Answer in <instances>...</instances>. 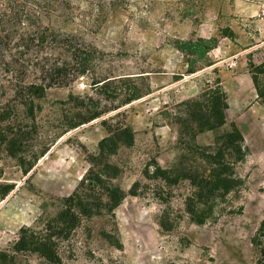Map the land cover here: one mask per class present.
<instances>
[{
	"label": "rangeland",
	"instance_id": "obj_1",
	"mask_svg": "<svg viewBox=\"0 0 264 264\" xmlns=\"http://www.w3.org/2000/svg\"><path fill=\"white\" fill-rule=\"evenodd\" d=\"M89 1L81 13L93 22L54 23L98 50L96 66L68 85L51 88L40 101L41 135L47 137L54 129L57 141L26 175L14 159L0 156V183L14 185L0 198V248L11 249L22 227L42 230L60 210L62 199L86 173L88 155L96 153L107 136V122L128 126L135 134L133 145L121 146L110 157L121 168L113 183L126 197L112 213L84 218L61 245L60 263L31 251L18 253L19 261L264 264V0ZM139 73L142 79L94 87L98 77ZM136 86L150 93L124 104ZM208 86L226 91L227 123L200 133L196 142L212 144L216 134L236 125L245 137L247 155L237 167L238 185L215 219L197 224L183 211L182 188L169 204L152 194L131 195L129 189L135 181L150 184L143 172L155 161L163 167L175 163L183 147L175 107ZM80 97L90 109L97 105L110 111L65 131L66 120L79 110ZM165 209L172 219L169 228L160 224Z\"/></svg>",
	"mask_w": 264,
	"mask_h": 264
},
{
	"label": "trees",
	"instance_id": "obj_2",
	"mask_svg": "<svg viewBox=\"0 0 264 264\" xmlns=\"http://www.w3.org/2000/svg\"><path fill=\"white\" fill-rule=\"evenodd\" d=\"M85 2L90 1L0 0V156L5 154L14 159L25 175L57 141L54 129L47 131V137L41 135L40 101L51 88L70 84L98 63L96 48L81 35L54 24L93 22L86 13H81ZM143 76L106 75L98 77L94 87L99 89L123 78ZM255 84L258 88L256 80ZM132 91L131 99L124 104L150 93L140 91L137 86ZM79 99L76 103L79 110L66 120L65 131L110 111L97 105L90 109L84 97ZM228 106L226 91L221 86H208L196 97L178 103L175 121L183 144L178 159L169 167L155 161L143 172L150 184L135 181L129 194L139 197L152 194L161 203L169 204L175 190L182 188L179 196L183 211L193 222L204 224L215 219L220 205L238 185L237 167L247 155L245 137L232 125L230 130L216 134L212 144L197 143L195 139L200 133L223 127ZM104 124L108 134L100 140L98 151L88 155L89 167L79 185L62 199L60 210L47 219L42 230L22 227L11 249L0 248V264H27L17 259L18 253L27 251L39 253L51 263H60L61 245L84 218L104 211L112 213L124 200L127 192L113 183L121 168L110 157L121 146L133 145L135 134L128 126ZM13 189V184L1 182L0 198ZM169 214L165 209L160 217L163 228L171 226Z\"/></svg>",
	"mask_w": 264,
	"mask_h": 264
}]
</instances>
